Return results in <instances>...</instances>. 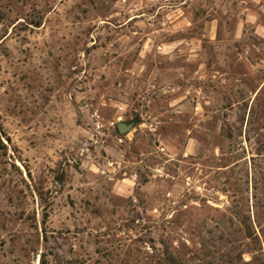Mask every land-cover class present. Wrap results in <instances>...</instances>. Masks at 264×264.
<instances>
[{
	"label": "rangeland",
	"instance_id": "1",
	"mask_svg": "<svg viewBox=\"0 0 264 264\" xmlns=\"http://www.w3.org/2000/svg\"><path fill=\"white\" fill-rule=\"evenodd\" d=\"M0 264H264V0H0Z\"/></svg>",
	"mask_w": 264,
	"mask_h": 264
},
{
	"label": "water",
	"instance_id": "2",
	"mask_svg": "<svg viewBox=\"0 0 264 264\" xmlns=\"http://www.w3.org/2000/svg\"><path fill=\"white\" fill-rule=\"evenodd\" d=\"M119 128L123 130L124 127L121 124H119Z\"/></svg>",
	"mask_w": 264,
	"mask_h": 264
}]
</instances>
